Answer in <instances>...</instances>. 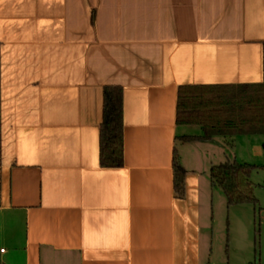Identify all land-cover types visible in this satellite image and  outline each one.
<instances>
[{"label": "crops", "instance_id": "0c3cea01", "mask_svg": "<svg viewBox=\"0 0 264 264\" xmlns=\"http://www.w3.org/2000/svg\"><path fill=\"white\" fill-rule=\"evenodd\" d=\"M263 42L264 0H0V264H210V168L261 165L264 134L200 138L178 87L262 82ZM108 85L118 167L99 162Z\"/></svg>", "mask_w": 264, "mask_h": 264}, {"label": "trees", "instance_id": "16d2710c", "mask_svg": "<svg viewBox=\"0 0 264 264\" xmlns=\"http://www.w3.org/2000/svg\"><path fill=\"white\" fill-rule=\"evenodd\" d=\"M263 80L254 84L182 85L178 87L176 123L199 125L200 138L213 135L264 134V42L262 43ZM122 88H103V111L100 123L99 162L104 167L123 164ZM199 137L184 136L189 141ZM262 165L227 160L212 165L210 178L223 192L227 205L257 204L250 174ZM176 194L184 193V170L174 157Z\"/></svg>", "mask_w": 264, "mask_h": 264}, {"label": "rangeland", "instance_id": "374dc122", "mask_svg": "<svg viewBox=\"0 0 264 264\" xmlns=\"http://www.w3.org/2000/svg\"><path fill=\"white\" fill-rule=\"evenodd\" d=\"M251 181L257 204H226L220 188L212 201L210 264H264V160ZM208 236V234H206Z\"/></svg>", "mask_w": 264, "mask_h": 264}, {"label": "built area", "instance_id": "2783aa9c", "mask_svg": "<svg viewBox=\"0 0 264 264\" xmlns=\"http://www.w3.org/2000/svg\"><path fill=\"white\" fill-rule=\"evenodd\" d=\"M0 251H1V252L4 251V248H1Z\"/></svg>", "mask_w": 264, "mask_h": 264}]
</instances>
